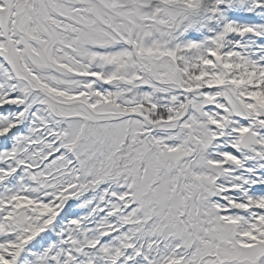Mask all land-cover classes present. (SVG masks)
Instances as JSON below:
<instances>
[{"label":"snow or ice","instance_id":"snow-or-ice-1","mask_svg":"<svg viewBox=\"0 0 264 264\" xmlns=\"http://www.w3.org/2000/svg\"><path fill=\"white\" fill-rule=\"evenodd\" d=\"M0 264H264V0H0Z\"/></svg>","mask_w":264,"mask_h":264}]
</instances>
